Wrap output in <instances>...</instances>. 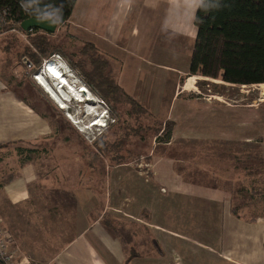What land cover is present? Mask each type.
Segmentation results:
<instances>
[{
	"label": "crops",
	"instance_id": "crops-1",
	"mask_svg": "<svg viewBox=\"0 0 264 264\" xmlns=\"http://www.w3.org/2000/svg\"><path fill=\"white\" fill-rule=\"evenodd\" d=\"M200 3L77 1L64 26L72 40L95 44L121 88L164 124L173 122L174 129L170 143L151 149L152 178L117 166L109 173V190L98 192L101 197L83 188L32 190L42 167L26 163L18 179L0 190L1 220L17 261L32 264L22 251L39 242L35 255L43 264H264L263 211L244 216L250 209L243 204L238 217L228 196V190L250 188L245 179L264 190V100L235 105L199 96L195 79L201 77L191 76L190 67ZM52 61L60 63L52 57L44 68ZM52 135L46 115L0 77V147L31 148ZM204 148L217 154L214 161L209 157L210 166L223 163L212 167L213 175L202 166L203 154L190 165L196 159L190 153ZM252 149L258 156L246 155ZM44 194H57L62 203L51 197L44 204ZM104 217L115 219L114 233ZM19 219L29 223L24 231L16 227Z\"/></svg>",
	"mask_w": 264,
	"mask_h": 264
},
{
	"label": "rangeland",
	"instance_id": "rangeland-1",
	"mask_svg": "<svg viewBox=\"0 0 264 264\" xmlns=\"http://www.w3.org/2000/svg\"><path fill=\"white\" fill-rule=\"evenodd\" d=\"M2 27L4 31L0 33V77H2V80H4L11 91H15L20 96H23L24 99H27L28 103L41 110L42 113L46 115L47 119L52 125L53 138L48 141H42L37 146L35 145L31 148L3 147V149L2 147H0V150H3L2 153L0 152V190L2 187H6L14 182L17 178L16 173L28 162H30L33 167H42V169H39V173L36 172L37 178L35 182H33V184L35 185H32V190H76L79 188H83L92 190L97 193L100 192V190H109V187H111L109 185V173L111 174L113 168L121 165L114 166V164L110 163L108 160H102L96 144L99 140L102 141L103 138L104 140H107L110 134H113V132H116L118 130L119 125L117 124L119 122V119L115 116L113 106L107 101L105 102L96 92L91 89L89 85L86 84L84 80L85 77L82 72L73 67L67 57L76 54L79 50L83 49L84 43L91 42L82 43L81 40L74 37L75 39L81 41L82 44L75 43L71 38L72 35H70V33H68L67 29L64 27L58 28V31H56L50 38L52 46L54 48L58 46L67 55L65 56L63 52L53 55V57L59 56L57 62H60V65L63 66L65 76L64 78L66 79L67 83L65 84L66 86H57L60 87L63 92L69 95L71 94L69 87L78 89L79 87H81V85H86V88L89 90L90 95H92L93 97L92 99H94V102L86 103H77V101H71L68 103V108L66 110H62L60 108L61 106H59V104L50 97L46 89L39 85L37 78L40 74L39 72L44 71V65L41 68H39L38 66L33 67L32 69L34 70H32V72L29 74L22 66L14 68L11 66L9 67L6 64L7 60H10L12 58L15 59L16 53L18 52V50H21L23 46H28L31 50L36 52L34 46L32 45V42L30 41L31 36L34 35H29L26 38H23L22 36L24 31L22 32L21 27H10L6 31L4 22L2 23ZM8 41H12L13 43H15L17 52L14 53L13 50L11 52H2L8 45ZM8 53H10L9 56ZM51 56L47 55L46 57L49 58ZM21 62L28 66L29 64H31V61L28 57H24ZM48 81L56 89L57 83L54 82V79H51L50 77ZM195 83L198 84L197 87L199 86V96L204 99H213V97H215L219 101L235 105H238L240 103L252 105L254 103L253 101L256 99L264 100V87L258 85L242 87L226 84L217 80H205L203 77L196 78ZM58 92L60 93V90ZM129 110L130 107L128 105L121 106V111L125 114H127ZM104 115L107 116L106 121V117ZM126 116L127 115L123 114L120 119L122 120ZM154 117L159 121H162L158 117ZM96 119H102L104 121V126L106 124L107 126L105 128H97L93 126L90 127V124L96 123ZM137 120L136 118L130 119L129 117H127L125 123H129L128 125H136ZM116 136L117 134H115V137L113 135L112 140H115ZM146 138H148V136ZM150 141H143L139 138H133L131 140V145L127 147L125 151L130 152L131 150L134 152L132 153L133 155L140 154V157L135 160L134 163L124 165H129L130 168L135 171H138L139 169L140 173L144 174L146 177L147 175H150V177L152 178V175L150 174V166L152 162L150 159L154 158L155 154L153 153L152 156L153 150L151 149H157L162 146L163 143H158L157 141L152 140L151 144ZM20 149L32 151L37 150L41 154L38 158H36L37 155H32V157L28 159L26 158L25 153L21 154V152L19 151ZM245 153L246 155L251 156V158H253L254 155L258 156L254 149L248 150ZM202 154L203 157H207L203 159L202 166L207 167L205 168V170L208 172V175H213L214 172L212 170V167L223 164L215 161L210 166L209 157L214 161L212 155H217L216 152H212L211 154L210 152L206 151V148L196 153V156H194V154L191 152L189 157L192 156V158L195 157L196 159L193 160L190 165L196 166L197 163L200 162L201 158L199 157L202 156ZM94 156H99L100 159L94 163L95 169L92 170L90 169L92 163L91 159ZM228 163L231 167H234L233 161L230 160L228 161ZM224 165L226 167L224 170H227L226 164ZM235 167L240 170L237 163L235 164ZM236 168L234 169L235 182L239 180L240 176L238 173L239 171H237ZM227 173L228 170L226 174ZM244 174L249 176L248 172H244ZM260 175L262 176L260 180L264 182V167L261 168ZM10 176L14 179H10ZM253 176H255L254 172L251 173L250 180L252 181L254 178ZM248 180L249 179L244 180L245 186H249L251 188L254 187L255 185L252 186L250 181ZM98 196L101 197L99 193ZM228 196L232 197L233 203L240 204L243 202H249L251 204H255L256 209L261 210L264 213V190H228ZM43 197L44 204L49 202V199L51 197L59 203H62V199L57 194H44ZM2 205H0V209H2ZM9 213L12 214V211ZM14 213L18 215L19 211L16 210ZM23 213L24 211L22 210L21 214ZM57 214L61 216V211H59V213ZM1 219L2 218L0 215V220ZM102 222H106L108 228L112 230L114 227L115 219L104 217ZM1 224L3 228L6 229V225L2 220ZM26 226H29V223L25 224L23 220H17V229L19 228L24 231ZM6 231L9 234V231L7 229ZM10 245L8 246V252L13 255ZM35 246H39V242L28 245V251H22V253L24 255L29 253L30 258L32 259H30L32 264H43L35 255V253L40 254L39 252H37L39 250V247L38 249H34ZM136 254L137 252L135 250L134 255ZM22 259L25 258L22 257ZM14 261L16 262L17 259L15 258ZM18 261L21 263L20 260ZM43 261L45 260H42V262ZM24 263L28 264L26 262Z\"/></svg>",
	"mask_w": 264,
	"mask_h": 264
},
{
	"label": "trees",
	"instance_id": "trees-1",
	"mask_svg": "<svg viewBox=\"0 0 264 264\" xmlns=\"http://www.w3.org/2000/svg\"><path fill=\"white\" fill-rule=\"evenodd\" d=\"M77 1L0 0V19L4 22L6 31L10 27H20L28 19L55 22L58 25V31V27L66 26L72 17ZM3 22L0 23V33L4 31L1 27ZM195 25L198 33L192 54L191 76L217 80L230 85L264 87V0H201ZM32 33L27 32L26 35H34L29 38L36 52L28 46H23L22 51L17 52L15 43L8 41V45L2 52L13 50L17 53L15 59L7 60V66L14 68L22 66L30 74L34 70L33 67L41 68L45 60L63 52L58 46L56 48L52 46L50 38L53 34L38 29H34ZM83 47L70 56L63 53L73 67L82 72L86 84L105 102L113 106L115 116L119 119L118 130L110 134L107 140L103 138L96 144L101 159L108 160L114 166L134 163L140 154L133 155V151H125L131 145L133 138L143 141L151 140V144L152 140L165 145L170 143L174 123L164 124L130 97L121 88L109 62L100 55L94 44L84 43ZM47 55L52 56L47 58ZM24 57L30 59L29 66L21 62ZM123 105L130 107L127 114L121 111ZM122 113L127 116L121 120ZM127 117L138 119L136 125L125 123ZM115 134H117L116 139L112 140ZM19 151L21 154L25 153L28 159L32 155H37L36 158H38L41 154L37 150L20 149ZM99 159V156L91 159L90 169H95L94 163ZM247 189L257 190L251 187ZM233 204L234 213L238 217H240L238 215L240 206L243 204L250 209V212L244 216L250 214L252 218L258 215L255 204L249 202ZM241 213L243 214V210ZM112 231L115 232L114 229ZM129 262L130 260L127 264ZM0 264H2L1 261Z\"/></svg>",
	"mask_w": 264,
	"mask_h": 264
},
{
	"label": "bare ground",
	"instance_id": "bare-ground-1",
	"mask_svg": "<svg viewBox=\"0 0 264 264\" xmlns=\"http://www.w3.org/2000/svg\"><path fill=\"white\" fill-rule=\"evenodd\" d=\"M2 27V26H1ZM44 32V31H43ZM33 34V33H32ZM29 35V34H28ZM52 35V34H51ZM52 65V66H50ZM44 68L45 74L43 75V72L39 74L37 80L39 82V85L46 89L50 97L61 106L60 108L62 110H66L68 108V103L71 101H77V103H86V102H94V99H92V95H90L89 90L86 88V85H81L78 89H74L72 87L70 88L71 94H67L63 92L60 87L58 86H66V79L64 78V69L63 66L57 63H53ZM51 77V79H54V82H56V89L53 85H51L48 81V79ZM58 85V86H57ZM60 90V93L57 91ZM86 91L87 94L84 95L82 92ZM95 111V109H94ZM91 112V111H90ZM91 115V114H89ZM98 120V121H97ZM105 127L104 121L101 119H96V123L90 124V127Z\"/></svg>",
	"mask_w": 264,
	"mask_h": 264
},
{
	"label": "built area",
	"instance_id": "built-area-1",
	"mask_svg": "<svg viewBox=\"0 0 264 264\" xmlns=\"http://www.w3.org/2000/svg\"><path fill=\"white\" fill-rule=\"evenodd\" d=\"M4 15H6V13H4ZM3 22L0 19V23ZM33 30L28 31L32 33ZM23 32V30H22ZM27 32H23V38H26ZM55 60H57L59 58V56H55L53 57ZM37 78V76H36ZM10 245V238L8 237L7 231L6 229L3 228L2 224H1V220H0V261L2 262V264H22L18 261H14L15 258L14 256L8 252V246Z\"/></svg>",
	"mask_w": 264,
	"mask_h": 264
},
{
	"label": "water",
	"instance_id": "water-1",
	"mask_svg": "<svg viewBox=\"0 0 264 264\" xmlns=\"http://www.w3.org/2000/svg\"><path fill=\"white\" fill-rule=\"evenodd\" d=\"M57 24L55 22H51V21H43V20H38V19H28L26 21H24L20 27L24 32H28L34 29H38L41 31H44L48 34H54L57 31ZM52 63H48L46 66L48 67V65H50ZM52 66V65H50ZM41 73V72H39ZM45 74V72L43 71V75ZM84 95L87 94L86 91L82 92Z\"/></svg>",
	"mask_w": 264,
	"mask_h": 264
},
{
	"label": "clouds",
	"instance_id": "clouds-1",
	"mask_svg": "<svg viewBox=\"0 0 264 264\" xmlns=\"http://www.w3.org/2000/svg\"><path fill=\"white\" fill-rule=\"evenodd\" d=\"M50 63V62H49ZM48 63H45V66L47 65ZM106 115H107V113H106ZM105 116V115H104ZM103 116V117H104ZM106 118H105V121L107 120V116H105ZM107 126V124L105 125V127ZM105 127H103V128H105Z\"/></svg>",
	"mask_w": 264,
	"mask_h": 264
}]
</instances>
